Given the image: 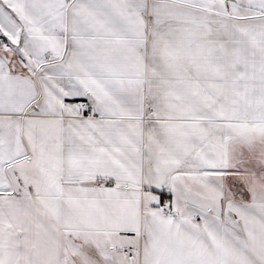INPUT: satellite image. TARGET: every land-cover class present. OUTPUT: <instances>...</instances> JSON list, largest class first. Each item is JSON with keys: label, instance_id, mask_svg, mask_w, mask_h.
Masks as SVG:
<instances>
[{"label": "snow or ice", "instance_id": "1", "mask_svg": "<svg viewBox=\"0 0 264 264\" xmlns=\"http://www.w3.org/2000/svg\"><path fill=\"white\" fill-rule=\"evenodd\" d=\"M0 264H264V0H0Z\"/></svg>", "mask_w": 264, "mask_h": 264}]
</instances>
